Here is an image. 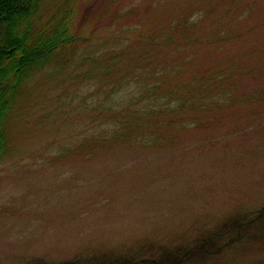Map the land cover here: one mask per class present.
Wrapping results in <instances>:
<instances>
[{"label": "rangeland", "instance_id": "obj_1", "mask_svg": "<svg viewBox=\"0 0 264 264\" xmlns=\"http://www.w3.org/2000/svg\"><path fill=\"white\" fill-rule=\"evenodd\" d=\"M183 20L187 33L161 44ZM47 21L49 33L61 24L79 33L76 58L93 67L46 68L6 105L0 264H148L137 260L264 206V0H41L37 25ZM161 31L160 46L136 38ZM103 56L119 58L99 65ZM103 66L146 76L122 89L102 77L76 79ZM161 76L187 87L191 100L200 83L197 100L214 83L212 103L208 96L183 115L191 125L183 118L160 128L176 142L166 148L104 141L118 128L111 116L137 103V89H167ZM1 79L12 86L7 67ZM166 89L156 93L165 99ZM248 246L200 264H264V244Z\"/></svg>", "mask_w": 264, "mask_h": 264}, {"label": "trees", "instance_id": "obj_2", "mask_svg": "<svg viewBox=\"0 0 264 264\" xmlns=\"http://www.w3.org/2000/svg\"><path fill=\"white\" fill-rule=\"evenodd\" d=\"M40 1L41 0H0V32L2 33L0 38V159L6 152L4 137L1 133L2 122L6 115L5 108L8 101L17 95L16 88L22 83L25 84L27 81H30V79L46 68H48V70L49 68H54L56 70L66 69L72 66L74 61L78 63L88 61L87 63H89V65L86 66L89 68L93 67L92 59L90 60L88 57L85 59L86 56L83 58H76L75 47L79 33L76 32L74 35H68L62 28L65 26L64 24H61L58 32L49 33L48 29L50 25H48V21L40 27L36 26ZM84 15L85 14L82 15V18ZM14 19L24 24V29L21 34L20 32L17 35L14 33ZM86 20L88 19L86 18ZM182 22L184 24L173 26L171 30L166 31V40L161 44H168L174 35L180 37V35L184 36L185 33H187L188 25L184 20ZM192 25L195 26L194 22ZM15 29L17 30L16 24ZM139 33L141 35H137V40H139L140 44L145 43L144 45L149 48L160 46V42L158 43L156 40L164 38L162 31L158 34L159 36L154 35L151 37V35H149L148 38H146L144 33ZM64 50H66L68 54L63 56ZM118 58L119 57L113 58L103 56L97 60V63L99 65L101 63L112 64L118 61ZM4 67L5 69L7 67V71L11 73V79H13L12 86L4 84L3 79H1ZM96 70H98V67ZM46 73L47 72H44L42 74L45 75ZM121 73L119 69L114 73V70H109L108 67L103 66L101 67V71L99 70V72L96 73V76L94 72L86 76L77 74L76 79L96 80V77H102L110 81H115L117 88L122 89L125 85L132 84L134 79H137V81H144L146 76H144L145 73L135 76L131 73L127 76L125 75L126 77L123 78L124 76H122ZM160 74H162V72H160ZM125 79H127V82L122 84ZM159 79L163 82H168L167 89L165 87H160L157 82H149L148 85L146 84L137 89L139 91H135L137 96L136 99H134L137 103L125 107L122 112L123 115L120 117L116 116V121L114 116H111V126H116L118 128L115 129V132L111 133V135L103 136L104 141H110L111 143L122 142L123 145L128 142L130 144H142L145 145V147L160 146L161 148H166V146L163 145L164 141L165 144L174 145L176 142L160 135V128L170 124L178 126L181 123V119L185 118L183 117L184 114L193 111L195 109L194 106H198V104L210 100L208 96L210 97L209 93L212 88H214V83L207 86L205 88L207 93L197 100L198 96L203 93H200V89L204 84L200 83L201 85L197 86V93L193 96L194 99H192V102L188 96L189 93H185L188 91V89H186L187 87H182L181 90L178 85L171 82L170 78H168V81H165L163 76ZM10 87L12 88L11 92L8 89ZM159 89H166L165 99L156 93ZM115 90L116 89L111 90L110 94L114 95L113 93H115ZM206 97L208 99H206ZM161 101H164V103L159 106ZM212 101L213 99L211 98L209 103H212ZM117 114L120 115V113ZM163 118L166 120H162ZM176 119H179V121L176 122ZM185 119L188 121V125H191L192 122L187 118ZM107 125L110 124L108 123ZM214 228V233L209 237H204L203 239L198 237V239H196L197 241L192 240L186 245L162 249L155 252L152 256L148 255L137 261L148 262V264H186L188 262L190 264H200L206 257H210V260H212V258H218V256L225 254L227 250L232 249V247L241 246L242 248L246 246V248H249L248 245L250 243L264 244V206L256 213L247 215V217L231 218ZM194 244L195 246H193ZM152 258L156 259V261H150ZM111 262L108 264H112ZM98 264L106 263L98 262ZM122 264L128 263L124 261Z\"/></svg>", "mask_w": 264, "mask_h": 264}, {"label": "bare ground", "instance_id": "obj_3", "mask_svg": "<svg viewBox=\"0 0 264 264\" xmlns=\"http://www.w3.org/2000/svg\"><path fill=\"white\" fill-rule=\"evenodd\" d=\"M39 5H40V2H39ZM38 21V20H37ZM36 26H38L37 24H36ZM42 26V25H41ZM38 27H40V26H38ZM76 36V35H75ZM77 39H79V37H77ZM70 54V53H69Z\"/></svg>", "mask_w": 264, "mask_h": 264}]
</instances>
